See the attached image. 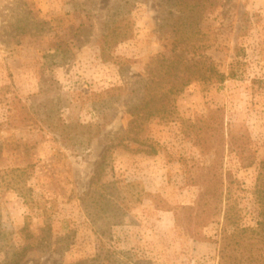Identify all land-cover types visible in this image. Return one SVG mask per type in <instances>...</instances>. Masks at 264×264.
Listing matches in <instances>:
<instances>
[{"label": "rangeland", "instance_id": "1", "mask_svg": "<svg viewBox=\"0 0 264 264\" xmlns=\"http://www.w3.org/2000/svg\"><path fill=\"white\" fill-rule=\"evenodd\" d=\"M177 2L0 0V264H217L223 203L195 207L210 171L256 225L264 0ZM191 20L226 79L193 81L140 128L131 111Z\"/></svg>", "mask_w": 264, "mask_h": 264}, {"label": "trees", "instance_id": "2", "mask_svg": "<svg viewBox=\"0 0 264 264\" xmlns=\"http://www.w3.org/2000/svg\"><path fill=\"white\" fill-rule=\"evenodd\" d=\"M180 2L181 0H178L176 4ZM123 21V17L118 21L114 20L107 25L106 29H103L100 38L102 55H105L114 43L124 37L119 24ZM191 23H193L192 20L189 23L182 21L176 24L174 27L176 39L172 54L157 60L161 63L157 72L161 80H150L148 86L151 84L157 86L151 89L147 87L150 90L149 96L143 98L142 102L131 111L135 115V120L141 119L140 128L144 122L152 118L166 117L167 109L161 105L162 102L168 100L173 94L183 92L193 81L223 82L226 79V74L219 71L213 61L201 55V46L191 45L186 40L185 37L194 32ZM190 52H193L192 56H189ZM229 74L232 77L235 76V69L232 68ZM252 163L253 161L249 160L247 165ZM228 178L229 181L215 171L206 173L202 183H199L200 195L195 206L197 209L204 210L202 202H209L210 198L221 199L223 203L220 208L223 213V223L218 240L217 264H264V160L260 163L254 190L259 203V214L255 226L241 225L240 212L233 201L234 180L230 176ZM202 214L203 211L200 212V218ZM213 214V211L208 209L205 212V218H210Z\"/></svg>", "mask_w": 264, "mask_h": 264}]
</instances>
